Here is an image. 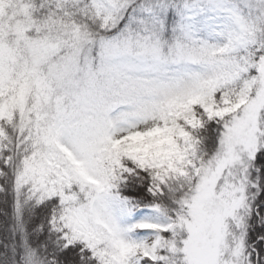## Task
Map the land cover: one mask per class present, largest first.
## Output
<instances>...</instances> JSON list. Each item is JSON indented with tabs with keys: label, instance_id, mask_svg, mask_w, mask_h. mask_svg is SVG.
<instances>
[{
	"label": "snow or ice",
	"instance_id": "obj_1",
	"mask_svg": "<svg viewBox=\"0 0 264 264\" xmlns=\"http://www.w3.org/2000/svg\"><path fill=\"white\" fill-rule=\"evenodd\" d=\"M0 264H264V0H0Z\"/></svg>",
	"mask_w": 264,
	"mask_h": 264
}]
</instances>
